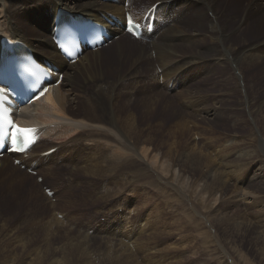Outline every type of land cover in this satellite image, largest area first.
Listing matches in <instances>:
<instances>
[{
    "label": "rangeland",
    "instance_id": "rangeland-1",
    "mask_svg": "<svg viewBox=\"0 0 264 264\" xmlns=\"http://www.w3.org/2000/svg\"><path fill=\"white\" fill-rule=\"evenodd\" d=\"M142 1L140 2L142 3ZM238 3L239 1L235 2L236 5L226 7L229 13L238 15L236 14L240 11V3ZM128 4V2H124L123 6L128 8ZM146 7L148 6L140 5V7L134 6L133 9L142 13L143 8ZM189 14L192 16V12ZM26 17L27 14L25 13ZM255 18V16L249 17L248 22H253ZM16 19L19 27H22V23L28 25L26 23L27 18L26 21L24 17ZM36 34L32 33L29 36ZM45 34H48V30ZM250 34L251 31L247 35L242 34L241 37L245 38L246 36L249 41H256ZM161 35L162 33L158 34V37ZM119 37L116 36L115 39ZM112 42L113 39L108 45H111ZM232 44L236 45L238 43ZM136 46L144 49L143 46ZM146 50L147 52L153 51L148 47ZM131 52L132 48L124 45L120 50L104 51L101 55H98V57L104 58L98 67L93 65L89 68L86 83H84L82 77L76 78L77 75L86 73L83 70L79 74L73 73L72 75L74 89H85L90 95L95 92L93 89L102 80L108 84H113L121 75H126L122 76V86L124 88L122 86L118 87L120 84L117 85L116 88H119L117 93L119 94H117V97H112L111 103H114L115 110H119L123 118L130 119L129 127L131 128L121 126L122 131L127 134L125 140L128 148H124L123 143L122 147L120 144L115 143L111 136H97L96 138L99 141L97 148L94 138L93 145L88 146L89 144L82 140L86 135L79 132L80 135H75L77 137H72V134L71 137H63L64 139L59 140L60 143L57 141L47 142L46 140L47 143L44 142L41 147H36L34 151H40L48 147L57 148L58 156L54 161L50 163L42 161L40 165L36 163L38 159L29 158L26 162L31 161L30 166L36 164L32 167L33 169H28L26 164H17L14 160L15 156L8 155V157H5L8 158V163L1 166L0 169V264H76L77 262L92 264V261L98 262L97 264H264V153L257 150L256 146L259 145L257 139L260 136L257 130L253 126L251 127L253 123L256 124L258 130L264 135V103L261 105L264 102V76L259 79L260 81H257L254 87L255 91L252 93L254 101L250 95L247 96L249 104L245 110L244 104L240 101L241 94L238 95L235 90L231 91V87L234 85L233 80L226 73L218 74L214 66H209L208 63V65L198 63L195 64L197 67L194 64V67H192L193 65L185 64L184 57H181L183 60L179 58L180 61L177 60L175 63H178L179 67L182 65L184 67L182 66L183 68L181 67V70L177 72L179 75L177 76L176 87L172 89L165 86V80L161 73L164 71L162 66L158 67L157 65L152 71L148 70V73L145 68L139 75H131L136 74L138 66H144L143 62L139 63L136 58L129 57ZM87 53L89 51H85V54ZM117 53L124 54L120 57L119 63H114L115 60L110 57H114ZM92 54L89 53L85 57ZM152 57L154 58V54ZM113 64L115 66L110 68L109 66ZM129 65L131 68H129ZM100 67L104 70L105 79L99 76L98 68ZM221 70L226 71L227 67H221ZM118 71L121 74L115 77ZM263 71L261 69L252 70L257 77L263 75ZM150 84H154L157 89H151ZM191 87L192 90H190ZM127 90L132 92L130 93ZM109 93L108 91L104 93L105 95L99 96V102H107ZM186 94L188 95L186 96ZM68 98L71 100L72 96L70 95ZM76 99L78 102L75 105L79 107L82 96H76ZM184 99L185 103L183 102ZM187 99H191V102L189 103ZM241 99L243 100V98ZM221 100L223 101L221 102ZM203 101L208 104L200 105V102ZM217 101H219L222 116L218 118L215 124L213 121H210L209 125L203 124V106L207 105L209 106L207 109H209L212 105H217ZM252 101L259 103L260 107L254 105ZM78 107L73 114L74 116L82 113L81 108ZM248 109H252L254 112L252 110L249 112ZM98 111L104 117L107 114L103 110V112ZM245 114L246 119L249 118V120L245 119ZM31 116L28 113L20 116V118L23 122H26V120L32 119ZM100 121L102 124L106 123L101 118ZM133 127L135 128L134 131L132 130ZM234 133L242 139L226 151L233 152L234 149H247L251 157L246 165H240L234 161L230 163L233 167L224 169L213 156V152L216 150L213 143L228 138ZM101 138L104 139L101 140ZM106 143H115L118 149L121 148L123 154L121 162H113V165L111 160H108L107 150L110 146H106ZM218 147H221L219 156L221 155L222 159L227 153H225L223 144ZM142 149L149 151L147 153L149 157L143 152L141 155ZM80 153L81 155H79ZM90 153L93 157L90 156ZM151 154H156L157 159L154 158L150 161ZM200 156L204 157L200 162H196L195 159ZM178 157L180 160L185 157L190 161L185 162L186 164L183 163L184 165L179 166L178 169L173 162ZM154 160L156 164L158 163L157 165L154 164ZM227 160L232 161V157H225L223 161L226 164L225 166L229 165ZM147 162L153 163L148 164ZM167 165L178 171L181 168L182 173L188 174L191 178L183 180L184 177L182 178L181 175L182 179L177 178L178 180L175 179V181H169L168 179L167 181V178L164 179L161 174L155 176L156 173H160L157 167H161V170H163L162 168ZM11 166L14 169H11ZM93 167L97 169L94 170ZM129 167L133 169L134 173ZM147 167L150 169L148 170ZM209 167H212V174L206 171ZM84 168L90 171L85 170L88 172L86 173L83 171ZM200 168H202V172ZM221 168L223 172L220 173L221 177H219L217 173ZM185 169H193L194 172L191 171L192 173H190H194L195 176L183 171ZM146 171H150L148 176L152 177L151 180L149 177L147 178V174L146 176L142 175ZM174 172L177 173L176 170ZM89 173L91 174L89 175ZM205 173L210 176L205 178ZM157 176L160 177L161 182ZM143 177L145 178L143 179ZM215 178H217V181ZM176 180L179 181L178 184H176ZM194 180L196 181L193 185ZM145 182L148 184L145 185ZM156 182L158 183L156 184ZM163 183L166 185L164 186ZM182 183L184 187L181 185L182 189H180L179 184ZM216 185L215 191L217 194H211L212 187L214 188ZM185 186L190 190L189 194L191 196L188 195ZM184 190L186 191L185 194L183 193ZM148 191H150L149 194ZM154 191L158 194L156 195ZM227 193L228 196L233 198L237 196L241 199L239 200L241 204L236 205L237 207L235 204L232 207L229 206L225 202V194ZM220 197H224L222 204H220ZM188 198L192 203L189 202ZM152 201L154 202L153 205H151ZM226 201L228 200L226 199ZM144 205H147L145 206L147 208ZM153 211L155 212L153 213ZM152 214H154V217ZM58 215H60V218H58ZM52 216L59 220L57 225L51 223ZM142 217L145 218L146 227H144ZM156 218L159 220H156ZM87 229H89L91 235L86 232ZM67 252L69 253L67 254ZM134 256H137V258ZM77 259H80V262ZM94 262L93 264H96Z\"/></svg>",
    "mask_w": 264,
    "mask_h": 264
},
{
    "label": "bare ground",
    "instance_id": "bare-ground-1",
    "mask_svg": "<svg viewBox=\"0 0 264 264\" xmlns=\"http://www.w3.org/2000/svg\"><path fill=\"white\" fill-rule=\"evenodd\" d=\"M118 1H119V3H116L117 5H115V3L104 2L103 0H0V44H1V41L3 39H8V40L10 39L9 40L10 42L15 41V42L23 43L24 45H22L18 48H15V52L19 56H22L26 53V50L24 48L26 45L29 48V50H31L32 54L34 55V57L37 60H39L41 63L47 62V63L53 64L54 66H56L59 69L60 74L62 75L61 82L55 87L54 86L49 87L47 93L45 94V96L43 98L37 100L36 102H34L33 104H31L29 106L22 107L21 110H18L14 113V117L17 119L18 122H20L22 124V126L36 127V129L38 130V133L40 134L39 139L37 140L36 144L31 148V151L28 154V156L26 157V159H23L24 157L14 155L16 160H18L22 164H26L27 168L32 169V166H30L31 161L26 162V160H28L29 158L38 159V161H36V163H38L39 165L42 163V161H46V162L50 163L51 161H54L56 159V157L58 156V153L56 151L57 148H55V150H53V152L51 154H44V153L49 152L52 149V147H48V148L40 150V151H34V149L36 147H41L42 144L44 142H46V140H47V142H52V141L56 142L57 141L58 143H60L59 140L64 139L63 137H65V138H66V136L71 137V134H72V137H74L75 135H80L79 132L86 135L85 137L82 138V140L84 142L88 143L89 144L88 146L93 145L94 141L96 140L95 146L97 148L98 142H99L98 139L96 138L97 136H111L113 138V140L115 141V143L120 144L121 147H122V143H123V147L128 148V144H126V140H125V138H127V134L122 131L121 126L123 125L128 129L131 128V127H129L130 119L126 120L125 118H123L120 115L121 112L119 110H115L116 108H115L114 103H111L112 97H115V96L117 97V94H119V93H117V90L119 88H116V87L118 84H120L118 87H121L123 85V81H122L123 77L122 76L125 74L121 75V77H119L117 79V81L114 82L113 84H108L106 81L102 80L101 83H99L93 89V91H95V92L92 93L91 95L88 94L85 89L84 90H81V89L75 90L74 89L75 86L73 85L74 80L72 78L73 73L79 74L83 70L86 73H82L79 75H80V77H82L84 79V81H85L84 83H86L87 82L86 77L89 76V71H88L89 68L92 67L93 65L98 67V65L101 64V61L104 58V57H98V55H101L104 51L112 52L113 50H120L121 48H123L124 45H128V47L132 48V52L129 54V57L136 58V61L139 63H142V62L144 63V66L139 64L140 66L137 67L136 74H131V75H135V76L139 75L142 72V70L145 68H146L147 73H148V70L152 71L153 68L156 67L157 65H158V67L162 66V68H164L163 69L164 71L161 73H162V76L164 77V80H165V86L173 89L174 87H176V83L178 80L177 76L179 75V73H177V72L180 71L181 67L183 66L182 65L181 67H179L178 66L179 64L175 63V62H177V60L179 62L180 59H182L181 57H184L183 58L184 60L183 59L182 60L185 62V64H188V65H193V64L195 65L198 63H202V64L208 63L209 66L215 67L218 74H223V73L228 74V76L234 82L233 83L234 85L231 87L232 89L230 88L231 91L235 90V92L238 95L241 94V98H243V100L240 98V101H242V103L244 104L245 110L248 108L249 101L247 100V96L250 95L252 97V93L255 91L254 87L256 86L257 81L264 76V71L262 73L263 75H261L259 77H257L256 74H254L252 72V70H254V69L264 70V0H145V1H142V0H118ZM140 1H142V3ZM238 1L240 3V6H239L240 11L238 13H236L238 15L229 13V11L226 9V7H229L230 5H233V4L236 5L235 2H238ZM124 2L129 3L128 8H125L123 6ZM139 2L141 3L140 5H142V6H145V5L148 6L146 8H143L142 13L133 9L134 6L140 7V5L138 4ZM75 6H78L79 8L75 7ZM149 10L151 12L155 13L158 21L156 23L155 29L153 30L151 35L145 39V42H143L142 39L140 41H136L129 34H124L120 28L107 26L111 32V35H113V42L111 43V45H107L105 47H102L101 49L96 50L94 52L89 51V53H93V54L88 56V57H85V56L89 53L85 54V52H83L81 57L78 58L77 62L72 64V63L67 62L64 58H62L60 56L58 50L56 49V45L52 41V32H53V28H54V21H55V17H56L58 12H68V13L81 14L84 17L94 18L95 20L100 21V22H104L100 16L102 14L104 16L119 15L118 17L123 21V23L125 25V12H128L136 22H140L141 19L143 18V16ZM190 12H192V16H190V14H189ZM205 12H206V15H205ZM25 13L27 14V17H26L27 21L25 18ZM254 16L256 17L254 19V21L251 23L248 22L249 17L252 18ZM18 17L19 18L24 17V19L28 25H26L25 23H22V27H19L16 23V21H17L16 18H18ZM47 30H48V34H45ZM44 31H45V33H44ZM249 31H251V34H250L251 37L253 39H255L256 41H249V39H247L246 36H245V38L241 37L242 34L247 35L249 33ZM32 33H37V34L33 35V36L32 35L29 36V34H32ZM160 33H162V35L158 37V34H160ZM116 36H120V37L118 39H115ZM231 42L232 43H238V44L235 45V44H232ZM136 45L143 46L144 49L138 48ZM147 47H148V49L151 48L153 51L147 52V50H146ZM123 54L124 53H117L116 55H114V58H113L115 60L114 63H119V59ZM153 54H154V58L152 57ZM181 62H180V65H181ZM133 63H134V61H133ZM85 64H86V66H85ZM42 65H44V64H42ZM78 65H81V66H78ZM194 65L192 67H194ZM114 66L115 65L113 64L109 67L112 68ZM195 66L197 67V65H195ZM221 67H227V70H226L227 72L221 70ZM129 68H131L130 65H129ZM98 69H99V76L102 77L103 79H105L104 70L101 67ZM156 69H158V68H156ZM106 70L109 72L108 69H106ZM126 73H127V70H126ZM157 73H159V72H157ZM208 73H209V69H208ZM120 74H121L120 71L116 72L115 77H117ZM172 75H174V76L171 77ZM124 78H126V77H124ZM249 78H250V80H249ZM195 80H192V81H195ZM107 81H108V79H107ZM132 83H131V85H132ZM52 84H50V85H52ZM81 85H82V83H81ZM127 85H130V84H127ZM150 85H151L150 86L151 89H153V90L157 89V88H155L154 84H150ZM122 88H124V86H122ZM195 88H197V87H195ZM131 89H132V87H131ZM192 89L193 88L191 87L190 90H192ZM145 90H147V89L145 88ZM194 90L196 91V89H194ZM108 91L110 93H109L107 102H103V103L99 102L98 97L102 96V94L105 95L104 93H107ZM127 91H129V90H127ZM139 92H141V91H139ZM186 93H187V91H186ZM190 93H191V91H190ZM188 94H186V96ZM256 94H257V92H256ZM70 95L72 96L71 100H69L70 97L68 98V96H70ZM190 95H192V94H190ZM193 95H195V94H193ZM76 96H82V102L83 103L81 102V104H79V107L77 105H75L78 102V100L76 99ZM145 97L147 98V96H145ZM187 100H189V99H187ZM190 100L188 101L189 103L191 102ZM195 101H198V100H195ZM222 101L223 100H221V102ZM253 101H254V98H253ZM183 102L185 103V99ZM214 102H215V99H214ZM252 102H250V103H252ZM263 103L264 102H262L261 105H263ZM203 104H208V103H204V101L200 102V105H203ZM216 104L217 105H214V106L212 105L209 109H207V107H209V106H207V105L203 106V109H202L203 113H204V116L202 118L203 124L209 125L210 121H213V123L215 124L216 121L218 120V118L220 116H222L223 113H222V110H220L221 108L219 106V101H217ZM253 104L259 105V107H260L259 103L253 102ZM195 105H196V103H195ZM240 105H241V103H240ZM77 107L81 108L82 113H81V115L74 116L73 114L76 112ZM189 108H191V107H189ZM98 110H100L101 112L105 111L107 113L106 116L104 117L102 114H99ZM251 110H249V112ZM249 112H248V114H249ZM28 113L32 115L31 116L32 119L26 120V122H23L22 119L20 118V116H24L25 114H28ZM123 114H124V112H123ZM246 114L244 116L245 119H246ZM192 115H193V117H195L194 114H192ZM242 115H244V114H242ZM250 116H251V114H250ZM100 118L103 119L106 122L105 124H107L108 126L105 124H102L100 121ZM221 118H223V117H221ZM253 118H256V117H253ZM247 119L249 120V118H247ZM233 124H235V123H233ZM233 124H232V126H234ZM237 125H239V124H237ZM252 126H253V128H255L257 130V133L260 136L257 139V142L259 143V145H257L256 148L258 151H261L264 153V135L261 133V131L258 130V127L256 126V124L253 123L251 125V127ZM203 127H206V126H203ZM132 130L134 131L135 128L133 127ZM75 137H77V136H75ZM102 139H104V138H101V140ZM240 139H242V138H239L237 136V134L234 133L231 136H229L228 138H224L221 141H216L213 143L216 146V150L213 152V156L215 157V159L218 160V162L222 166V168L229 169L230 167H233L230 165V163L234 162V161L237 162V164L239 163L240 165H246L248 163V160H250L251 154H250L249 150H247V149H234L233 152L232 151H229V152L226 151L230 148V146L236 145ZM66 140H69V139H66ZM106 140H107V138H106ZM100 142L102 143V141H100ZM108 142H109V140H108ZM112 143H110L111 145L106 143V146L107 145L110 146L109 150H107L108 156L107 155L106 156L108 157V160L109 161L111 160V162L113 164V162L114 163L121 162L123 159V154H122V150H120L121 148L118 149L117 144L115 145V143L114 144H112ZM221 144L224 145L225 153H227V155H225V153H224L225 157L226 158L232 157V161L227 160L229 162L228 166H225L226 164L223 162L225 160V157L221 159V155L219 156V154L221 152L220 151L221 147H218V146H220ZM106 146H105V148H106ZM211 148H212V146H211ZM103 150H104V148H103ZM130 150L134 151V149H131V148H130ZM142 152L145 153L146 155H147V153H149V151L147 149H145V150L142 149L141 155L143 154ZM92 153H90V156H92L91 155ZM79 155H81V153ZM95 155H97V154H95ZM82 156H80V157H82ZM88 156H86V158H88ZM90 156H89V158H90ZM151 156H153V158H151ZM151 156H150L151 160L149 158H147V159H149L150 161H152V159H154V158L157 159L156 154H151ZM5 157H8V155H5L3 157L4 161L1 162V166L6 165L8 163L7 162L8 158H5ZM101 157H103V156H101ZM104 157H105V155H104ZM203 157L200 156L199 158H196L195 159L196 162H200V160ZM207 157H208V155H207ZM79 158H78V160H79ZM257 158H259V157H257ZM140 159H141V157H140ZM155 160L153 161L154 164H156ZM188 160L190 161V159H186L185 157H183V159L180 160L178 157V159L176 161L174 160L173 162L175 163V165L179 169V166H183L184 164H186L185 162H187ZM142 161H144V160L142 159ZM157 161H159V160H157ZM85 162H86V160H85ZM147 163L152 164L151 162H147ZM107 164H109V163H107ZM80 165H81V163H80ZM93 166H94V164H93ZM107 166H109V165H107ZM118 166H120V165L118 164ZM95 167H96V165H95ZM150 167H151V165H150ZM1 168L2 167H0V169ZM85 168L83 171L86 170ZM157 168H158V171L160 173L155 172L156 173L155 176L157 174H161L162 176H164V179L167 178V181H168V179H169V181L170 180L175 181V179H177V178L182 179L183 177H184L183 180L184 179L189 180L191 178V176L189 177L188 174H186L184 172L182 173L181 168L179 171L177 169H174L170 165H167L165 168L163 167L162 168L163 170H161V167H157ZM222 168L220 169V171H218L219 173H217V176H219V177H221L220 173L223 172ZM11 169H14V167L11 166ZM92 169L95 170L97 168L93 167ZM108 169H110V168H108ZM149 169L150 168H148V170ZM131 170L133 172V169H131ZM174 170H176L177 173H175ZM192 170L193 169H185L183 171H186L187 173L191 174L192 172H194ZM200 170L202 172V168H200ZM213 170L216 171L215 169H213ZM86 171H90V170H86ZM206 171L208 173L212 174V167H209L208 169H206ZM146 172H144L145 174H142V175L146 176V174H147V178L148 177L150 178V176H148V173L150 171H148L147 173ZM86 173H88V172H86ZM140 173H142V172H140ZM208 173L207 174L205 173V175H204L205 178H208L210 176ZM90 174L91 173H89V175ZM138 174H139V172H138ZM181 175H182V178H181ZM191 175L195 176L194 173ZM159 176H157V177L159 178V181L161 182L162 177L160 176L161 177V179H160ZM88 178H89V176H88ZM144 178L145 177H143V179ZM151 178H150V180H151ZM215 179L217 181V178H215ZM137 180H138V177H137ZM156 180H157V178H156ZM177 180H176V184H178V182H179ZM183 180H181V181H183ZM195 181L196 180L193 181V185L195 184ZM200 181L202 182V180H200ZM153 182H155V181H153ZM185 182H187V181H185ZM157 183L158 182H156V184ZM203 183H205V182L203 181ZM146 184H148V183L145 182V185ZM143 185H144V183H143ZM163 185H164V183H163ZM163 185H161V186H163ZM181 185L184 187L183 183L179 184L180 189H182ZM187 185H188V183H187ZM161 186H159V187H161ZM216 187H217V185L214 186V188L212 187L211 192H210L211 194L216 193V191H215ZM155 188H156V186H155ZM157 188H158V186H157ZM187 188L188 187H186V189ZM197 188H198V186H197ZM160 190H159V192H160ZM185 190L183 191L184 194L186 193ZM187 191H188V195L191 196V194H189L190 190L187 189ZM194 191H195V189H194ZM149 192L150 191H148V194H149ZM151 194H152V192H151ZM155 194H156V192H155ZM141 195H143V194H141ZM145 196H147V195H145ZM190 196H188V197L191 199ZM195 196H196V194H195ZM143 197H144V195H143ZM152 197H153V195H152ZM189 198H188V200L190 202ZM220 198H221L220 204H222L224 197H220ZM226 199L228 201H226ZM166 200H168V198H166ZM185 200H186V198H185ZM239 200H241V199H239L237 196H234V198H233L231 196H228V193L225 194V202L231 207L234 204H235V206L240 205L241 203ZM153 203L154 202L152 201L151 205H153ZM190 203H192V202H190ZM146 204H148V203H146ZM184 204H185V202H184ZM151 205H150V207H151ZM213 205H214V203H213ZM142 206H143V204H142ZM142 206H141V208H142ZM145 206H147V205H144V207ZM154 206H155V204H154ZM138 207H139V205H138ZM145 208H147V207H145ZM199 208H200V206H199ZM149 210H150V208H149ZM152 210H153V208H152ZM157 211H159V210H157ZM154 212L155 211H153V213ZM161 212H162V210H161ZM147 214H148V212H147ZM197 215H198V213H197ZM59 216L60 215H58V218H60ZM147 216H149V215H147ZM152 216L154 217V214H152ZM181 217H182V215H181ZM214 218H216V217H214ZM143 219H144V224H145V218H143ZM157 219L158 218H156V220ZM51 223L57 225L59 223V220L57 218H55L54 216H52L51 217ZM144 227H146V224ZM154 227H155V225H154ZM136 230H135V232H136ZM149 230L151 231L150 228H149ZM86 232H88V234L91 235V233L89 232V229H87ZM214 237H215V235H214ZM145 241H147V240H145ZM80 246H81V244H80ZM146 246H145V248H146ZM136 247H138V246H136ZM82 248H85V247H82ZM148 249H149V247H148ZM80 250H82V249L80 248ZM77 251H79V249H77ZM149 252H150V249H149ZM68 253L69 252H67V254ZM75 253L76 252L74 250V254ZM64 256H68V255H64ZM131 256L133 257V255H131ZM134 257L137 258V256H134ZM83 258L85 259V257H83ZM143 258H145V257H143ZM80 259H81V257H80ZM90 259H91V257H90ZM79 260L77 259V261H79ZM96 260H97V258H96ZM154 260H155V258H154ZM134 261L136 262V259ZM82 262H84V261H82ZM93 262L94 261H92V264H93ZM94 263H96V262H94ZM78 264H80V263H78ZM84 264H86V263H84Z\"/></svg>",
    "mask_w": 264,
    "mask_h": 264
},
{
    "label": "snow or ice",
    "instance_id": "snow-or-ice-1",
    "mask_svg": "<svg viewBox=\"0 0 264 264\" xmlns=\"http://www.w3.org/2000/svg\"><path fill=\"white\" fill-rule=\"evenodd\" d=\"M131 22H129V24H130ZM129 32L132 34V35H135V32H134V30L131 28V27H129ZM8 123L10 124L11 123V121H8ZM18 132L19 131H33V130H17ZM13 138L14 139H19V137L17 136V133H13Z\"/></svg>",
    "mask_w": 264,
    "mask_h": 264
},
{
    "label": "trees",
    "instance_id": "trees-1",
    "mask_svg": "<svg viewBox=\"0 0 264 264\" xmlns=\"http://www.w3.org/2000/svg\"><path fill=\"white\" fill-rule=\"evenodd\" d=\"M110 58H112V59H113L114 57H110ZM78 77H80V75H77V76H76V78H78Z\"/></svg>",
    "mask_w": 264,
    "mask_h": 264
}]
</instances>
